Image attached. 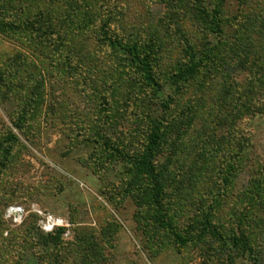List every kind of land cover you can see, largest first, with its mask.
Returning <instances> with one entry per match:
<instances>
[{"label":"rangeland","instance_id":"obj_1","mask_svg":"<svg viewBox=\"0 0 264 264\" xmlns=\"http://www.w3.org/2000/svg\"><path fill=\"white\" fill-rule=\"evenodd\" d=\"M192 1L0 0V140L16 136L0 177V264H37L38 246L30 239L41 242L39 234H46L39 227L43 214L67 224L56 228H64L61 251L72 253L75 237L92 234L105 264H264V69L255 67L263 78L239 117L233 114L242 97L236 104L218 97L226 80L245 84L237 59L228 60L217 80L199 75L178 95L167 77L184 65L183 50L219 47L222 40L208 34ZM200 7L216 14L220 8L229 21L257 17L239 27V36L226 27L224 39L262 45L249 32L264 20V0H201ZM110 40L156 50L154 84ZM170 95L176 100L165 115L161 103ZM194 105L187 143L205 142L211 127L203 122L212 126L214 117L235 121L236 132H215L200 171L190 166L193 153L184 141L177 150L165 144L157 155L161 163L173 158L165 205L177 225L190 229L217 203L212 222L222 239L206 236L179 247L172 232L150 235L138 226L129 171L147 141L149 117L167 119ZM202 198V209H195ZM12 206L23 210L19 222L7 214ZM232 234L247 237L254 260L222 245Z\"/></svg>","mask_w":264,"mask_h":264},{"label":"trees","instance_id":"obj_2","mask_svg":"<svg viewBox=\"0 0 264 264\" xmlns=\"http://www.w3.org/2000/svg\"><path fill=\"white\" fill-rule=\"evenodd\" d=\"M181 1V0H180ZM194 4L190 5L191 9H194L195 13L202 17L204 26H206L207 32L215 34L221 41L218 40V45L210 47L203 45L197 52H191L189 49H184L185 63L176 71L170 74L167 78L168 81L172 82L175 86L178 95L186 91L187 87L191 88L195 78L199 75L202 77H214L215 80L219 78L220 70L228 63L229 59L238 60L239 66L247 73V80L245 84H239L236 81L230 83L226 80L222 85V93L218 97H222L224 102L227 97H232L237 103V100L242 97V102L239 104V109L234 112V116L239 117L240 112H248L250 109L249 104L254 99V92L256 90V84L263 75L255 67L259 66L264 69V20L261 22L258 20L255 27L250 29L249 33H256L262 40V45H256L254 43L245 44H231L226 39L225 28L229 27L233 29L235 36H239L240 32L237 30L241 25L252 26L257 20V17L248 15L243 16L236 21H229L223 15V10L218 8L217 14L212 11L211 13L200 7L201 0H193ZM198 2V5L197 3ZM198 6V8H197ZM264 10V8H263ZM210 16L217 17V21L214 22ZM211 20V21H207ZM235 25V26H234ZM204 29V28H203ZM205 30V29H204ZM248 33V34H249ZM114 51L123 52V54L129 59L131 65L143 76V78L150 84H154L155 66L158 58L156 57V50L152 53L148 50L150 47L147 45L141 47V44L127 45L121 47L110 40L108 42ZM189 45V44H188ZM190 46V45H189ZM252 75V77H250ZM219 83V82H218ZM246 94H243L245 92ZM170 95L163 103L161 108L165 111V115L170 112L171 107L176 99ZM254 102V101H252ZM166 103V104H164ZM255 103V102H254ZM188 106V105H187ZM178 111L174 117L164 116L160 117H149L148 120V138L143 146L141 154L134 164V168L130 169L132 174L129 186L132 187L129 190V194L134 200L137 208L138 226L141 227L144 233L153 234V230H163L166 232H172L174 237V243L179 246H189L200 241H203L206 236H212L218 240L222 239L217 226L212 222V212L216 207L217 203L215 200L209 204V210L205 213L207 216L203 217V220H195L197 223L195 226L181 227L174 222V219L169 215V210L166 207L167 202V180H169V165L172 163L171 157H168L165 162H159L157 155L162 151L164 145L174 147L172 149L177 150L179 147L176 145L178 142L183 143L188 153L192 152V158H194L190 166L194 167L197 171L203 167L204 158L207 156L209 146L215 139L218 130L229 129L230 132H236L235 121H224L215 120L213 118L212 126H207L205 121L204 127H211L209 137L205 142L194 140L190 143L188 138L183 137L188 131L185 130L187 127H191L194 122L197 113V105L187 107ZM225 103L221 104V108H224ZM227 122V123H226ZM17 128V127H16ZM16 136L10 132L5 138L0 140V177L1 172L6 167L9 156L11 155ZM117 151V150H116ZM177 152L174 151V154ZM186 171L188 176L191 169ZM189 188L186 192H189ZM186 194V193H184ZM181 197V192L178 193ZM186 197V196H184ZM203 198L200 202L195 203V209H202ZM187 221V220H186ZM185 221V222H186ZM177 226V227H176ZM189 229V230H188ZM64 228L55 229L51 233L39 234L41 242L30 239L31 244L38 246L37 250H34V255L37 258V264H105L103 262L104 250L101 243L95 239L92 234H83L74 238L76 245L74 246L73 252H64L62 233ZM223 236V246L226 243L232 248L231 251L239 253L254 260V250L249 243L247 237L244 234L236 235L232 234L226 237ZM34 247V246H33ZM62 252H64L62 254Z\"/></svg>","mask_w":264,"mask_h":264},{"label":"built area","instance_id":"obj_3","mask_svg":"<svg viewBox=\"0 0 264 264\" xmlns=\"http://www.w3.org/2000/svg\"><path fill=\"white\" fill-rule=\"evenodd\" d=\"M15 209V210H12ZM23 210L19 206H12L7 210V214L13 218L14 221H20ZM38 213L41 214L40 211ZM65 222L59 218L54 216L53 214H43L39 220V227L45 233L53 232L57 227H63ZM67 235V232H66Z\"/></svg>","mask_w":264,"mask_h":264},{"label":"bare ground","instance_id":"obj_4","mask_svg":"<svg viewBox=\"0 0 264 264\" xmlns=\"http://www.w3.org/2000/svg\"><path fill=\"white\" fill-rule=\"evenodd\" d=\"M12 210H15V209H12Z\"/></svg>","mask_w":264,"mask_h":264}]
</instances>
